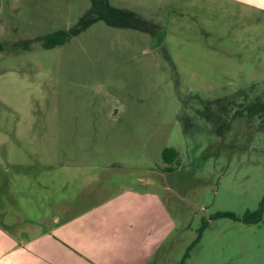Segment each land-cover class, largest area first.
I'll return each instance as SVG.
<instances>
[{"label": "rangeland", "instance_id": "374dc122", "mask_svg": "<svg viewBox=\"0 0 264 264\" xmlns=\"http://www.w3.org/2000/svg\"><path fill=\"white\" fill-rule=\"evenodd\" d=\"M106 1L152 34L96 21L26 49L74 26L89 0H0V223L45 229L132 187L158 193L176 228L149 264H264V211L241 221L264 195V114L242 109L264 102V14Z\"/></svg>", "mask_w": 264, "mask_h": 264}, {"label": "crops", "instance_id": "0c3cea01", "mask_svg": "<svg viewBox=\"0 0 264 264\" xmlns=\"http://www.w3.org/2000/svg\"><path fill=\"white\" fill-rule=\"evenodd\" d=\"M227 1L264 14V0ZM9 219L0 223V264H149L176 229L158 193L132 187L45 229Z\"/></svg>", "mask_w": 264, "mask_h": 264}, {"label": "trees", "instance_id": "16d2710c", "mask_svg": "<svg viewBox=\"0 0 264 264\" xmlns=\"http://www.w3.org/2000/svg\"><path fill=\"white\" fill-rule=\"evenodd\" d=\"M90 7L86 13L78 19L76 24L67 30H58L44 37L37 38L32 42L24 43L26 49L29 48L30 43H39L40 47L43 49H53L58 46L64 45L70 38L75 37L85 31L90 27L91 24L96 21H103L106 25L114 28L121 29H131L140 30L144 32H149L152 34L149 28L147 29L144 24H141L132 12L120 10L114 8L108 4L106 0H89ZM28 44V46H27ZM242 109L246 110V116L253 118L255 116H262L264 114V102L256 100L255 102L242 106ZM161 158L164 164L171 165L172 163H177L178 154L174 149H164L161 153ZM169 169V168H168ZM264 211V195L259 203V207L254 212H246L243 215L241 221L244 224H257L262 219V214ZM214 219L217 218H229L231 220H239L232 213H216L213 216ZM29 222V221H28ZM34 223V222H31ZM40 225V223H36ZM205 226H201L198 236L195 239L197 242L200 239L201 233Z\"/></svg>", "mask_w": 264, "mask_h": 264}]
</instances>
